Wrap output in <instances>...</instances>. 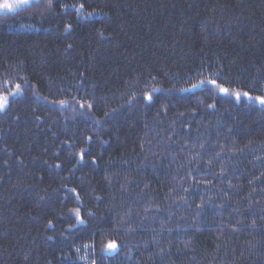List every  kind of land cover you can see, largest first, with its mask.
I'll return each instance as SVG.
<instances>
[{
  "label": "trees",
  "instance_id": "1",
  "mask_svg": "<svg viewBox=\"0 0 264 264\" xmlns=\"http://www.w3.org/2000/svg\"><path fill=\"white\" fill-rule=\"evenodd\" d=\"M206 81L264 96V0L0 9V264H264V106Z\"/></svg>",
  "mask_w": 264,
  "mask_h": 264
},
{
  "label": "snow or ice",
  "instance_id": "2",
  "mask_svg": "<svg viewBox=\"0 0 264 264\" xmlns=\"http://www.w3.org/2000/svg\"><path fill=\"white\" fill-rule=\"evenodd\" d=\"M39 2H40V0H14L13 3L5 2L3 4H0V9H7V10L11 11V10L21 6V5H26V4H30V3H37L38 4ZM50 6H51V0H49V7ZM81 7H83V5H81ZM212 83L215 84L216 82L212 81ZM19 87H20L19 85L16 86L17 91L19 90ZM193 87H195V85ZM221 91L227 92L228 90L222 88ZM235 95L239 99L241 96V93L236 92ZM243 95L245 97H248L249 99H252V97L249 96V94L247 92L243 93ZM148 98L151 99L150 96ZM255 100L258 101L261 105H264V96H257V97H255ZM7 103H8V96H0V110H2ZM77 214H79V213L77 212ZM107 247L111 250H115L117 248V245L115 242H112V243H109Z\"/></svg>",
  "mask_w": 264,
  "mask_h": 264
},
{
  "label": "rangeland",
  "instance_id": "3",
  "mask_svg": "<svg viewBox=\"0 0 264 264\" xmlns=\"http://www.w3.org/2000/svg\"><path fill=\"white\" fill-rule=\"evenodd\" d=\"M11 1V3H13L14 2V0H10ZM11 11H13V10H11ZM203 83H206L207 85H211V86H213L214 87V89L216 90V91H218L220 94H226V95H229L230 97H232V98H235V99H238L237 97H236V95H235V93L236 92H239V93H241V96H240V98L238 99V100H240L241 98H246V99H248V100H251V101H254V102H256V103H258V104H260L258 101H256L255 100V97H257L258 95H252V94H250L249 92H247V91H237V90H229V89H227V88H224V87H221L218 83H215V84H213L212 83V81H206V82H203ZM203 83H200V84H198V85H196L194 88H198V87H200V86H203L204 84ZM12 85V84H11ZM17 85H19V84H14V85H12L10 88H11V90L9 91V92H7V93H2V94H0V96H8V100H9V98L10 97H12L13 95H15V94H18L19 92H20V88H19V90L17 91L16 90V86ZM20 86V85H19ZM227 89L228 91L227 92H225V91H221V89ZM191 90H193V89H191ZM245 92H247L248 94H249V96H251L252 97V99H249L248 97H245L244 95H243V93H245ZM151 97V95L149 94L148 95V97ZM149 99V98H148ZM261 105V104H260ZM264 106V105H263Z\"/></svg>",
  "mask_w": 264,
  "mask_h": 264
},
{
  "label": "bare ground",
  "instance_id": "4",
  "mask_svg": "<svg viewBox=\"0 0 264 264\" xmlns=\"http://www.w3.org/2000/svg\"><path fill=\"white\" fill-rule=\"evenodd\" d=\"M192 88H193V87H190V88H189V90H190V89H192ZM193 89H194V88H193ZM77 212H78L79 214H77ZM73 214H74V215H77V216L79 217V219H78V220H80V221H81V220L83 219V217H82V214H81L80 210H79V211H73Z\"/></svg>",
  "mask_w": 264,
  "mask_h": 264
}]
</instances>
